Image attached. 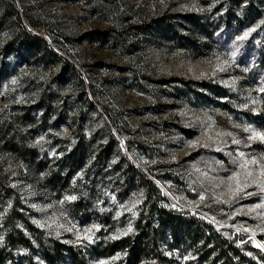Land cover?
I'll return each mask as SVG.
<instances>
[{
    "label": "rangeland",
    "instance_id": "374dc122",
    "mask_svg": "<svg viewBox=\"0 0 264 264\" xmlns=\"http://www.w3.org/2000/svg\"><path fill=\"white\" fill-rule=\"evenodd\" d=\"M249 1L263 14L225 26L224 0H0V117L30 104L34 86L57 75L53 58L9 43L26 28L92 83L88 98L120 129V150L144 173L164 176L151 177L174 206L244 234L264 252V185L249 180L232 195L236 179L228 180L236 172L243 181L242 160L264 164V141L249 139L253 130L264 132V0H239L234 11ZM176 13L184 15L181 29L197 20L210 36L200 27L191 43L170 41L162 24ZM48 120L25 130L36 148L32 159L0 148V215L15 194L47 239L85 250L109 232L125 234L138 197L115 190L121 157L104 162L83 142L76 148L69 125L60 122L56 133ZM72 149L78 163L70 167ZM255 179L264 177L256 171ZM1 233L0 223V246ZM173 257L172 264H184L185 257Z\"/></svg>",
    "mask_w": 264,
    "mask_h": 264
},
{
    "label": "trees",
    "instance_id": "16d2710c",
    "mask_svg": "<svg viewBox=\"0 0 264 264\" xmlns=\"http://www.w3.org/2000/svg\"><path fill=\"white\" fill-rule=\"evenodd\" d=\"M224 1L225 8L219 19L225 26L241 24L252 19L253 15L259 17L263 14L261 6L249 1L237 15L234 6L239 0ZM175 15L178 17L176 21L172 16H165L167 20L164 19L162 26L166 37L176 45L191 43L200 27L205 35L210 36L205 22L194 20L181 29L179 25L184 23V15ZM18 41L22 48L42 55L46 61L53 58L57 75L52 81L34 86L30 104L0 117V148L26 162L37 153L25 130H33L37 121L47 122L49 119L52 130L59 133L60 122H65L71 129L72 138L77 141L76 148L83 142L104 162L114 156L121 157L114 181L115 190L119 197L133 191L138 197V205L125 234L113 236V232H109L96 244L82 250L43 236L29 219L18 196L12 194L10 204L0 215V264H38L35 255L43 264H95L98 261H105L104 264H172L173 252L185 257L184 264H264V252L244 234L218 228L199 215L174 206L151 177L165 180L164 176L151 171L144 173L120 150L115 138L121 133L120 129L108 112L102 108L97 110L96 105L101 106L96 98H88L92 83L82 77L73 62L61 57L44 36L26 28H22L19 34H11L9 43ZM70 81L73 82L72 88L69 87ZM184 86L190 93L192 81L184 82ZM216 91L217 96L222 95L220 90ZM215 103L223 105L219 100ZM128 151L140 161L136 152L131 148ZM71 154L70 167L78 163L74 149ZM111 227L114 228V224ZM20 250L25 251L24 254H18Z\"/></svg>",
    "mask_w": 264,
    "mask_h": 264
},
{
    "label": "snow or ice",
    "instance_id": "6c2138e0",
    "mask_svg": "<svg viewBox=\"0 0 264 264\" xmlns=\"http://www.w3.org/2000/svg\"><path fill=\"white\" fill-rule=\"evenodd\" d=\"M251 31H253V28H248L245 30L243 37H246ZM243 37L238 36L237 39H242ZM230 55H234V53H231ZM252 138H259L261 141H264V132H259L253 130L252 136L249 137V139ZM236 143H239V141H235ZM240 157H244V153H239ZM251 163L252 165H258V168L255 170L249 169L248 164ZM240 167L245 169L243 181H241L239 174L236 172H233L229 177L228 180L232 181L234 178L236 179V185L233 188L231 184L229 185V191L232 195H235L238 191L241 190L242 186L247 187L248 181L251 180L252 183H259L261 185H264V179L257 180L255 179V173L258 171L260 177H264V164H259L258 161L253 157L250 161L249 160H242V162L239 165ZM247 194V193H246ZM68 199H75V197H68ZM252 207H256L253 205ZM98 227V226H95ZM88 239H91V237H87ZM99 264H104L103 261L99 262Z\"/></svg>",
    "mask_w": 264,
    "mask_h": 264
}]
</instances>
